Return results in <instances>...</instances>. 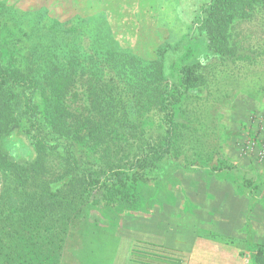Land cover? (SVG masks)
Returning <instances> with one entry per match:
<instances>
[{"label": "trees", "instance_id": "trees-1", "mask_svg": "<svg viewBox=\"0 0 264 264\" xmlns=\"http://www.w3.org/2000/svg\"><path fill=\"white\" fill-rule=\"evenodd\" d=\"M59 1L22 10L20 0H0V264H60L71 225L91 207L135 217L145 174L164 166L210 102L202 93L213 82L200 68L264 54L233 39L238 25L264 15V0H197L177 46H158L149 60L121 47L106 20L87 28L72 10L54 13ZM189 98L204 105L193 109ZM13 127L33 147L31 161L3 151ZM132 254L181 260L148 242ZM254 257L263 263L260 250Z\"/></svg>", "mask_w": 264, "mask_h": 264}, {"label": "rangeland", "instance_id": "rangeland-1", "mask_svg": "<svg viewBox=\"0 0 264 264\" xmlns=\"http://www.w3.org/2000/svg\"><path fill=\"white\" fill-rule=\"evenodd\" d=\"M196 1L78 0V4L70 8L68 0H60V6L53 11L69 15L68 11L72 10L70 17L87 19V28L109 25L121 47L130 48L129 51L141 59L149 60L156 58V47L174 49L177 46L189 26V19L196 14ZM54 2L56 0H20L19 5L22 10H29L52 6ZM66 14H61L60 19L64 20ZM234 34V41L244 52L264 50V15L238 25ZM200 72L211 80L209 84L213 82L208 88L210 91L202 93H208L204 97L211 106L189 98L191 108L196 109L200 103L206 107L205 113L196 124H187L184 139L164 166L145 174L147 182L141 187L138 214L123 216L111 207H91L83 214V220H74L71 225L60 264H119L120 259L130 254L131 244L146 242L135 236L145 234L150 220L158 217V210H163L158 220L178 226L184 187L193 182L187 179H194L198 174L207 178L233 173L240 183L251 189H264V163L258 161L254 153L246 154L243 149L248 140L255 142V150L264 147V54L251 65L213 63L201 67ZM212 94L220 99L211 101ZM1 145L3 151L17 161H31L35 156L33 147L16 127L3 137ZM86 154L95 163L107 161L100 153L93 155L87 151ZM54 159L53 164L57 162Z\"/></svg>", "mask_w": 264, "mask_h": 264}, {"label": "crops", "instance_id": "crops-1", "mask_svg": "<svg viewBox=\"0 0 264 264\" xmlns=\"http://www.w3.org/2000/svg\"><path fill=\"white\" fill-rule=\"evenodd\" d=\"M199 175L187 179L193 182L184 187L178 226L158 220V210L145 234L135 238L177 250L179 264H264V189H251L233 173ZM133 248L119 264H177L139 258ZM258 250L263 263L254 257Z\"/></svg>", "mask_w": 264, "mask_h": 264}, {"label": "built area", "instance_id": "built-area-1", "mask_svg": "<svg viewBox=\"0 0 264 264\" xmlns=\"http://www.w3.org/2000/svg\"><path fill=\"white\" fill-rule=\"evenodd\" d=\"M263 143H264V134H263ZM256 144L253 141H246L245 142V146L243 147L244 149V153L246 154H251L254 153L255 157L258 161L264 163V147L263 148H257V150H255L256 148Z\"/></svg>", "mask_w": 264, "mask_h": 264}]
</instances>
